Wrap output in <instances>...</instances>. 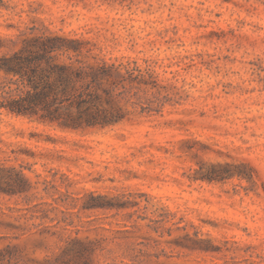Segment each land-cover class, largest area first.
I'll return each mask as SVG.
<instances>
[{
  "label": "rangeland",
  "instance_id": "obj_1",
  "mask_svg": "<svg viewBox=\"0 0 264 264\" xmlns=\"http://www.w3.org/2000/svg\"><path fill=\"white\" fill-rule=\"evenodd\" d=\"M4 1L1 36L48 28L84 41L83 52L150 63L178 102L86 131L0 110L2 162L32 179L57 171L75 198L132 192L140 202L75 209L71 230L41 235L40 219L26 233L6 223L54 199L1 192L0 264H264V0ZM227 164L247 175L198 178ZM69 235L95 251L65 250Z\"/></svg>",
  "mask_w": 264,
  "mask_h": 264
},
{
  "label": "trees",
  "instance_id": "obj_2",
  "mask_svg": "<svg viewBox=\"0 0 264 264\" xmlns=\"http://www.w3.org/2000/svg\"><path fill=\"white\" fill-rule=\"evenodd\" d=\"M0 4L6 5L4 0H0ZM83 44L80 39L34 26L21 30L16 37L0 35V110L63 131H86L118 125L136 115L156 114L163 111L168 102H178L171 97L170 88L159 83L156 70L147 59L144 61L148 64L142 66L137 59L83 52ZM228 167L229 164L225 169H216L211 165L214 170H208L198 178L212 182L247 175L242 170ZM57 174V171L53 172L49 178L37 173L32 179L23 169L0 160V193L25 195L29 203L40 193L54 199V202H36L33 208L28 206L19 214H10L19 223H6L7 226L26 233L31 230V224H35L30 222L40 219L38 225H43V229H37L35 233L57 235L58 230L50 232L47 229L55 226L71 230L75 225V209L77 212L120 211L140 205L139 201L130 199L134 195L132 192L92 190L82 198H75L61 188ZM62 179L63 183L69 180ZM66 185L69 187L71 183ZM70 197L73 202L68 200ZM68 205L73 208H63ZM45 220L54 223L44 225ZM62 240L67 243L64 249L77 255L95 251L90 239L69 235Z\"/></svg>",
  "mask_w": 264,
  "mask_h": 264
}]
</instances>
